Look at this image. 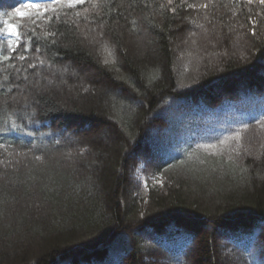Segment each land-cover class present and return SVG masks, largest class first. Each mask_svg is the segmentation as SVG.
I'll use <instances>...</instances> for the list:
<instances>
[{
	"label": "trees",
	"instance_id": "trees-1",
	"mask_svg": "<svg viewBox=\"0 0 264 264\" xmlns=\"http://www.w3.org/2000/svg\"><path fill=\"white\" fill-rule=\"evenodd\" d=\"M72 2L0 0V264H264V3Z\"/></svg>",
	"mask_w": 264,
	"mask_h": 264
},
{
	"label": "rangeland",
	"instance_id": "rangeland-1",
	"mask_svg": "<svg viewBox=\"0 0 264 264\" xmlns=\"http://www.w3.org/2000/svg\"><path fill=\"white\" fill-rule=\"evenodd\" d=\"M210 28L212 29L210 31L211 32L210 35L203 36V39H208V37H209L208 40H210V42L213 43L214 41H217V38H218V35H219V28H217V29H213L212 27H210ZM230 37H231L230 46H231V51L233 53H235V52L237 54L241 53L243 51V49H244V43H246V44L249 43V40H245V42L243 43L244 38L242 37V35L234 36V34H233ZM191 38L189 37V39H187V36H186V38L184 37L183 38L184 44H182V45H181V42H177L176 44H177V47H179V50H181V48L182 49H185L184 47H187V48H190V49H191V47H194L193 42H192L193 40H191ZM147 41H148L147 37H144L143 38L142 37V34H141L140 36H138L136 38L130 37L127 40V44H128L129 49L131 50V52L134 55H136V57H141V56H143V50H144V48L147 47V45H148L147 44L148 43ZM88 74L91 75L90 72ZM89 79H90V77H89ZM78 81H80L79 84L83 85V82H82L80 76L78 78ZM70 93H72V94L75 93V90L73 89L72 86L70 87ZM105 136H106L105 134H101V135H99V138L101 140H103V141H107L105 139L106 138ZM143 165L144 164H141L140 166L142 167ZM130 178H132V175H130ZM144 179H142L143 180V183L146 184L147 181L144 180ZM128 189L130 190L131 188L129 187Z\"/></svg>",
	"mask_w": 264,
	"mask_h": 264
},
{
	"label": "snow or ice",
	"instance_id": "snow-or-ice-1",
	"mask_svg": "<svg viewBox=\"0 0 264 264\" xmlns=\"http://www.w3.org/2000/svg\"><path fill=\"white\" fill-rule=\"evenodd\" d=\"M58 2H59V0H50L49 6H51L52 4H57ZM74 2L75 3H83L84 0H74ZM261 3H264V0H261ZM69 6H73L72 0H70ZM29 7L36 9L35 16L37 18L41 17L42 13H46L48 11V8H45V7H43L40 4L33 3V4H30ZM205 7H206V5H205ZM17 12H19V10H17ZM11 27L17 28V26L15 24L11 25ZM12 34L17 37V40H19V32L18 31H16V32H14ZM12 50L14 51L15 49H12ZM109 54H111V53L109 52ZM8 59H9L8 56H4V60H8ZM19 59H24V57L21 56V57H19ZM105 62L107 63V61H105ZM238 137H239V134L237 133V138Z\"/></svg>",
	"mask_w": 264,
	"mask_h": 264
}]
</instances>
